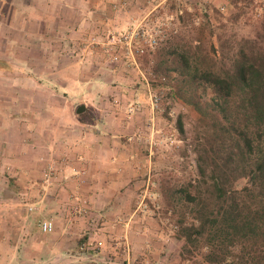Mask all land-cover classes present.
<instances>
[{
    "label": "crops",
    "instance_id": "crops-1",
    "mask_svg": "<svg viewBox=\"0 0 264 264\" xmlns=\"http://www.w3.org/2000/svg\"><path fill=\"white\" fill-rule=\"evenodd\" d=\"M166 1L0 2V163L5 164L2 168L10 174L16 158L23 159L25 164L31 165L27 166L30 173L43 176L45 171L36 172V165L43 163V159L46 163L54 162L61 167L58 179L65 180L67 188L40 192L38 201L28 205L19 203L21 197H17L14 190L8 188L4 194L2 191L10 203L5 206L0 204V264H84V260L108 264L110 260L118 259L120 254L116 251L117 247L99 250L106 246V239L114 232L118 235L115 238L111 236L115 240L123 236L126 238L129 233L126 227L130 230L138 228L140 220L135 216L136 184L145 173L140 172L142 146L134 137L137 136L134 131L141 125V119L139 112H129V109L141 107L149 112L151 95L163 87H153L147 80L145 87L137 86V81L128 83V80L125 83L129 86L120 85L123 83L117 76L122 75L125 67H132L129 59L115 64L119 65L118 74L107 71V75H98L101 73L99 63L95 61V65L86 67L75 60L74 53L89 51L96 58L94 46L99 45L103 49L108 35L120 33L132 24L150 21V15L164 8ZM198 1L217 7L225 3V0ZM91 38L97 39V43H90ZM121 56L125 58L123 54ZM102 82H107V92L120 91L118 94L124 100L126 107L123 110L128 112L129 121L119 124L108 120L114 112L108 114L104 109L109 99L99 95L103 92ZM81 99L85 102H80ZM161 104L167 106L168 103L163 99ZM82 105L84 111L77 114V107ZM155 115L160 117L158 110ZM13 176L6 180L14 182ZM92 178L98 180L97 185L102 187L99 191L108 198L89 214L107 221L102 223L104 227L100 228L102 233L99 236L86 235L84 231V239L78 241L79 233L88 229V221L82 223L72 214L63 219L64 214L66 217L75 207L73 200L69 204L64 202L63 197L70 188L69 184H72L70 181L83 180L86 181L82 186L83 192H86L84 196L88 198L87 192H91L93 187L89 183ZM20 195L23 193L20 192ZM82 201L86 202L85 199ZM34 210H41L51 218L33 221ZM51 212L54 213L51 215ZM117 213L124 216L123 224L116 221L112 224L110 219ZM43 221L53 223L51 233L41 232ZM77 228L81 231L78 232ZM98 241L102 247L93 249L88 246L83 258L79 251H74L77 248L74 243L86 242L87 245Z\"/></svg>",
    "mask_w": 264,
    "mask_h": 264
},
{
    "label": "rangeland",
    "instance_id": "rangeland-1",
    "mask_svg": "<svg viewBox=\"0 0 264 264\" xmlns=\"http://www.w3.org/2000/svg\"><path fill=\"white\" fill-rule=\"evenodd\" d=\"M2 1L0 0L1 3ZM164 5V8L150 15V21L143 22L148 24L149 28L162 29L165 34L164 39L160 41L155 52L135 57L136 67H121L125 68L122 72L120 69L122 75L117 76L120 77L119 80L123 83L120 85L129 86V84H126L127 82L125 83L127 80L128 83H133L132 81L139 82L137 84L139 87H145V80L150 85L155 80V78H152L155 64L161 57L162 49L167 45L191 44L196 47L195 40H198L201 51H208L211 56L213 54L210 47L219 51V54H221V51L227 50L226 47L220 50V45L225 40H231L233 46L238 42H250V44L264 47V0H225V3L219 5V7L198 0H172V2L168 0L164 2ZM3 9L6 11L5 7ZM1 16L0 14V18ZM217 38H220L221 41H218ZM97 41L96 39V43ZM83 43L86 44L87 42L84 41ZM94 47L96 48V58L93 52H81L79 50L74 53L75 60L80 61L86 67L95 65L94 62L96 61L101 68V73L98 75H107L108 72L112 74V71H116L118 74L119 65L110 62L108 52L104 49V46L103 49L99 48L101 47L99 45ZM92 48L91 46L90 49ZM118 51H120L119 54L122 57L123 49L120 48ZM19 52L22 54V51ZM122 61H126V59L122 58ZM106 85L107 82H102L101 89L103 92L99 95L109 99L104 108L108 111V114L114 112L113 116H108L110 117L108 120L119 124L129 121L128 112L123 110L126 107L124 100L118 94L120 91L118 89L111 90V93H109ZM113 86L116 85L113 84ZM160 88L163 89L160 90L164 94V101L168 103L167 106L161 104L162 106L157 107L158 116L160 117H156L157 110L152 112L150 106L149 112L148 109H142L141 107L136 110L140 113L141 125H137L136 131H134L137 136L134 137L139 139L142 146L143 160L139 166L140 172L145 173L141 179L137 180L136 184L138 189L137 196L135 195V216L140 222L137 229L125 228L129 232L126 238L123 236L122 239L117 238L115 240L114 238L118 235L114 232L112 233L114 238L110 235L111 238L106 239V246L104 245L99 250H104L106 247H117L116 251L120 254L118 259L110 260L108 264H207L202 250L204 236H198L194 242H189L182 235L184 229L191 224L198 228V224L194 219L195 213L192 212V208L195 206L184 199L183 202H178L179 195L175 191L185 187L193 195H197L199 191L200 200L208 201L211 199L214 206L216 205L217 201L213 199L214 195H211V183L214 176H222L219 142L213 137L212 129L200 120V116L192 107L184 104L168 89L165 90V84ZM2 102L6 103V101ZM80 102H85V100L81 99ZM86 103L90 104V101L86 100ZM168 107L169 109H167ZM115 113H118V115H115ZM131 134L133 135V133ZM42 153L44 154V152ZM43 154L41 157H43ZM1 155L2 151H0ZM16 160L10 174L2 168L5 164L0 163L1 205L5 206L10 203L7 201L8 197L2 195V191L4 194L8 188L14 190L17 197H21L19 203L27 205L36 203L38 201L37 195L40 192L55 191L60 187L67 189L64 186L66 181L58 179L60 174L58 172L61 167L56 163H46V160L43 159L41 161L44 163H41L43 166L39 163L34 164L38 167L35 171L42 173L48 171V165L54 166L53 173L46 177L44 174L41 176L38 173H30L27 166L31 165L25 164L22 161L23 159L18 160L16 158ZM145 161L147 162L145 163ZM25 171L28 173H24ZM11 175H14V182L6 180ZM232 175L227 173V187L229 186L233 190H241L247 186L246 177L234 179ZM70 182L72 184H69L70 188L68 189L71 190L66 192L63 199L64 202L69 204L73 200L75 207L73 206L74 211L69 212L66 217L64 214L63 219L70 217L72 214L78 217L82 223L88 221V229L81 231L77 228L78 232L81 231L78 241L84 239L82 237L84 231L86 235L90 233L93 236L96 234L95 237L99 236L102 233L100 228L104 227L102 223L107 219L104 220L100 216L89 213L93 212L98 204H102V200H105L108 196H102L103 193L99 191L102 187L97 185L98 180H94V178L89 180L93 187L91 192H87L88 198L84 196L86 192H83L82 188L83 183H86V181ZM196 185L198 186L196 187ZM10 190L8 191L11 192ZM20 192L23 193L22 196ZM83 199L86 200L85 203H83ZM80 205L83 208L77 209L76 207H80ZM92 206L94 208L90 209ZM34 211L36 212H32L33 219L31 218L33 221L34 219L51 218L41 210ZM28 212L31 213L29 210ZM53 213L51 212V215ZM123 219L124 216L117 213L110 220L112 224H115V221L123 224ZM69 231L76 230L69 229ZM80 243H74V246H77L74 251H79L80 257L83 258L87 250L85 249L86 242ZM95 245L96 242H92V247ZM79 262L83 263L81 260ZM47 263L54 264L55 262ZM84 264L94 263L84 260Z\"/></svg>",
    "mask_w": 264,
    "mask_h": 264
},
{
    "label": "trees",
    "instance_id": "trees-1",
    "mask_svg": "<svg viewBox=\"0 0 264 264\" xmlns=\"http://www.w3.org/2000/svg\"><path fill=\"white\" fill-rule=\"evenodd\" d=\"M195 43L162 49L151 82L153 87L165 84L192 107L219 142L222 176L211 183L216 205L200 200L199 191H175L178 202L194 204L198 224L182 235L189 242L204 236L207 264H264V47L225 40L220 50H227L219 54L210 47L211 56ZM227 173L246 177L247 186L227 187Z\"/></svg>",
    "mask_w": 264,
    "mask_h": 264
},
{
    "label": "built area",
    "instance_id": "built-area-1",
    "mask_svg": "<svg viewBox=\"0 0 264 264\" xmlns=\"http://www.w3.org/2000/svg\"><path fill=\"white\" fill-rule=\"evenodd\" d=\"M165 37L164 31L157 28H149L148 24L140 22L137 24H132L128 26L124 31L109 35L106 42L104 43V49L108 52L110 62L117 64L122 60L120 57L118 49H123V55L132 66L136 67L137 63L135 57L145 56L155 52L161 40ZM90 43L96 44V39L91 38ZM164 94L161 90L157 93L151 95V104L150 110L153 112L157 110V107L160 105L163 100ZM135 107H131L129 112L136 111ZM48 171H45L44 176L52 174L54 171L53 165H48ZM40 230L44 234H49L53 231V223L51 221H43L40 224ZM88 246H92V243L89 242L85 249ZM102 243L100 241L96 242V245L92 247L100 248ZM83 249V247H82Z\"/></svg>",
    "mask_w": 264,
    "mask_h": 264
},
{
    "label": "water",
    "instance_id": "water-1",
    "mask_svg": "<svg viewBox=\"0 0 264 264\" xmlns=\"http://www.w3.org/2000/svg\"><path fill=\"white\" fill-rule=\"evenodd\" d=\"M84 109H85V107L82 105V106H79V107H77V109H76V113L77 114H80V113H82L83 111H84Z\"/></svg>",
    "mask_w": 264,
    "mask_h": 264
}]
</instances>
